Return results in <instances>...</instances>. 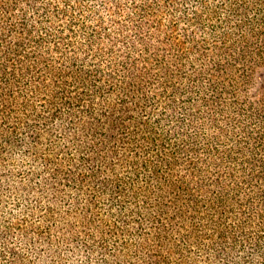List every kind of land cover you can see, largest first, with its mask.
<instances>
[{
	"label": "trees",
	"instance_id": "16d2710c",
	"mask_svg": "<svg viewBox=\"0 0 264 264\" xmlns=\"http://www.w3.org/2000/svg\"><path fill=\"white\" fill-rule=\"evenodd\" d=\"M256 255L264 0H0V264Z\"/></svg>",
	"mask_w": 264,
	"mask_h": 264
},
{
	"label": "rangeland",
	"instance_id": "374dc122",
	"mask_svg": "<svg viewBox=\"0 0 264 264\" xmlns=\"http://www.w3.org/2000/svg\"><path fill=\"white\" fill-rule=\"evenodd\" d=\"M257 89L258 90H261L259 87ZM255 90H256L255 88L253 89V87L252 88L250 87L249 90H248V92H247L248 95L252 96V98L253 97H259V96H256ZM227 264H230V263H227ZM250 264H264V257L263 256H260V255H256L255 257H253V259L251 260V263Z\"/></svg>",
	"mask_w": 264,
	"mask_h": 264
}]
</instances>
